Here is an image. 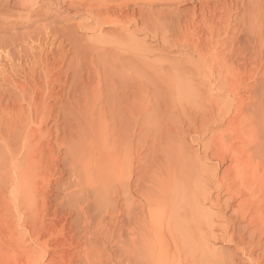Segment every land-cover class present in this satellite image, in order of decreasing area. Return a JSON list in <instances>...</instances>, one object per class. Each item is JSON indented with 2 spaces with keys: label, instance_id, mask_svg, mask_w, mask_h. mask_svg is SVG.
<instances>
[{
  "label": "rangeland",
  "instance_id": "obj_1",
  "mask_svg": "<svg viewBox=\"0 0 264 264\" xmlns=\"http://www.w3.org/2000/svg\"><path fill=\"white\" fill-rule=\"evenodd\" d=\"M103 1L38 0L34 8L9 15V23L0 22V98H5L0 104L6 105L7 97L18 92L3 81V72L10 73L15 65V69L23 67L24 74L30 72L34 56L42 47L53 49L55 54L49 55V59L69 84L60 94L62 99L55 110L45 111L40 116L50 117L43 126V131L48 133L40 132L31 142L32 158L39 162L40 152L50 139L60 150L57 153L59 164L63 162V149L69 145L80 146L87 155L100 151L101 174L93 179L97 183H110L118 188L116 177L122 164L127 167V173L133 169L134 180H138L141 187L154 185L162 178L170 179L178 205L188 206L196 197L209 212L217 213L227 196L219 181L229 164V158L220 153L222 139L236 143L241 137L238 129L221 136L227 122L224 118L220 120L219 113L230 99L228 90L220 87L225 78L208 69L211 65L208 62L204 67L200 65L188 54L191 48L186 43L174 41L165 20L149 23L137 14L125 23L138 21V32L137 24L129 25L128 29L104 27L100 32L94 31L98 25L93 14L105 4ZM237 1L241 6L243 0ZM243 2L249 6L246 28H243L244 10L239 8L234 12V17L241 22L239 39L248 37L257 44L254 45L256 51L262 47L264 50V0ZM89 6L93 7V13L86 11ZM175 7L177 5L159 4L154 7V13L167 14ZM140 8L147 10L149 5L141 2ZM143 23L151 25L150 29L144 30ZM80 24L85 28L80 29ZM257 59H253V67L261 63L254 62ZM82 77L86 85L99 87L93 126L85 119L83 98L79 108L74 102L75 98V101L80 98V87L85 85ZM167 77H174L185 91H175ZM14 80L24 81L17 74ZM255 81L257 78L253 79ZM88 102L93 104L90 95ZM231 111L230 116L234 117L236 108ZM36 122L35 116L25 122L24 132L13 120L8 128L0 117V127L4 129L0 149L8 130L13 144L17 139L32 135V130L38 129ZM44 158L43 155L41 161ZM215 158L217 160H213ZM262 163L259 171L264 180V160ZM27 164L25 162V166ZM28 166L33 168L34 165ZM44 169L37 171L36 176L45 177V186L49 187L45 189L46 200L38 195L35 205H25V264L32 249H36L45 264L51 259L54 264H126L128 259L123 254L118 234L125 209L122 197L117 194L110 205L102 203L97 207L93 202L90 205L80 202L69 208L62 187L70 176L65 174L58 179L60 172L50 174ZM82 182L85 185L86 182ZM227 182L222 184H230L231 180ZM2 209L0 203V212ZM170 227L168 222L160 221L153 230L159 234L164 232L163 239L167 241ZM1 232H6L4 226H0V248L8 247L3 248L9 250L8 254L19 251V244L10 246ZM155 236H152L154 243ZM157 260L159 264L169 263L163 251L157 253Z\"/></svg>",
  "mask_w": 264,
  "mask_h": 264
},
{
  "label": "bare ground",
  "instance_id": "obj_2",
  "mask_svg": "<svg viewBox=\"0 0 264 264\" xmlns=\"http://www.w3.org/2000/svg\"><path fill=\"white\" fill-rule=\"evenodd\" d=\"M243 1L238 6L237 0H104L105 4L93 14L98 25L94 29L96 32L104 27L128 29L129 25L138 21L127 24L125 20L137 14L144 16L149 23L165 20L174 41L186 43L191 48L188 54L197 59L200 65L204 67L208 62L211 64L207 65L208 69L225 78L220 87L228 90L230 99L226 108L219 113L220 120L224 118L227 122L226 131L221 136L238 129L241 137L236 143L227 142L225 137L222 139L220 153L229 158V164L219 181H222L220 185L225 187L227 196L224 207H218V212L214 214L196 197L188 206L178 205L173 197L175 191L170 179L162 178L154 185L141 187L138 180H134L133 169L127 173V167L122 164L116 177L118 188L110 183H97L93 179L101 174L100 151L87 155L80 146L74 148L69 145L63 149V162L59 164L57 153L60 150L50 139L41 150L37 162L32 158L29 147L38 137L37 134L48 133L43 131V126L50 118L40 116L45 111L55 110L57 102L62 99L60 94L69 84L68 79L64 80L61 71L56 70L50 61L49 55L53 49L45 46L34 56L28 68L30 72L24 70L27 72L24 74L23 67L14 68L17 65L12 66L13 70L11 67L10 73L8 70L2 71L3 81L18 92L7 97L6 105L0 104L1 121H5L10 128L13 120L24 132L25 122L33 120L34 116L39 125L37 130H32V135L17 139L13 144L9 140L10 130L7 129L8 134L1 145L0 203L3 209L0 212V226L6 230L1 233L6 235L10 246L19 244L20 249L8 254L9 250L3 249L8 247L0 248V264H25V205H35L38 195L46 200L45 189L49 188L45 186L44 176H36L41 168L50 174L60 172L58 179L65 174L70 176L62 187L69 208L80 202L87 205L93 202L97 207L102 203L110 205L117 194L122 197L125 209L118 234L123 254L128 259L126 264H159L157 253L161 251L167 254L168 264H264V180L259 171L264 160V50L262 47L256 51V43L248 37L239 39L241 22L234 17V12L239 8L244 10L243 28H246L249 6ZM141 2L149 5V8L141 9ZM38 3V0H0V22L9 23V15L34 8ZM166 3L177 7L167 14L161 12L156 15L154 7ZM91 9L93 7L89 6L86 11L93 13ZM141 25L144 30L151 27L145 23ZM79 26L80 29L85 28L82 24ZM135 27L138 32V24ZM59 48L63 49V46ZM253 59L261 63L253 67ZM14 74L20 75L24 81H15ZM255 78L257 81L253 82ZM167 81L175 91H185L174 77H167ZM81 82L85 85L80 87V98L76 101L75 98L74 102L79 108L81 102L85 101L84 116L89 122L87 124L93 126L99 87L86 85L84 77ZM89 95L93 99L92 105L88 102ZM3 99L0 98V103ZM233 108H236V112L231 117ZM3 130L0 127V135ZM244 130L246 133H243ZM43 155L45 160L41 161ZM223 161L225 158L220 163ZM25 162L33 164V168H28V164L25 166ZM214 174L218 176L216 171ZM82 181L86 182L85 185ZM225 182L230 184L223 185ZM160 221H166L171 226L167 241L163 239L164 232L159 234L153 230ZM51 225L55 227V224ZM152 236L156 237V243ZM216 244L221 246L216 248ZM35 250L32 249L26 264H45ZM47 264H54L53 259Z\"/></svg>",
  "mask_w": 264,
  "mask_h": 264
}]
</instances>
